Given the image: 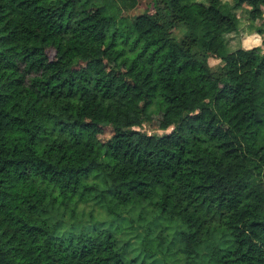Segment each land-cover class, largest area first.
I'll return each mask as SVG.
<instances>
[{"label":"trees","instance_id":"1","mask_svg":"<svg viewBox=\"0 0 264 264\" xmlns=\"http://www.w3.org/2000/svg\"><path fill=\"white\" fill-rule=\"evenodd\" d=\"M137 1L0 0V264H264V0Z\"/></svg>","mask_w":264,"mask_h":264},{"label":"rangeland","instance_id":"2","mask_svg":"<svg viewBox=\"0 0 264 264\" xmlns=\"http://www.w3.org/2000/svg\"><path fill=\"white\" fill-rule=\"evenodd\" d=\"M223 1L225 3L232 2V0ZM248 10V5H243L236 9L237 16L239 17V29L237 31L229 32L226 35L227 47L230 51L235 50L240 46L250 48L252 46L259 45L264 48V31L262 33L258 32V28L264 29V9L263 16L258 17L257 19H251L249 17ZM145 11H153L152 0H138L133 8L124 9L123 13L127 15H134ZM183 31V28H177L175 29V34L177 35V37H180L182 36ZM209 62L214 69H217L222 64V62L216 58H210ZM139 128L149 133H164L166 131L153 128L148 122L142 124ZM170 129L171 127L167 131H169ZM89 209H94V213L99 216V218L106 217L104 211L98 206L94 207L92 203L87 204L86 210Z\"/></svg>","mask_w":264,"mask_h":264}]
</instances>
